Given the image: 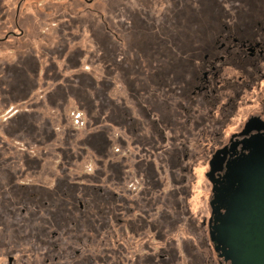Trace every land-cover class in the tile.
<instances>
[{"label":"rangeland","instance_id":"374dc122","mask_svg":"<svg viewBox=\"0 0 264 264\" xmlns=\"http://www.w3.org/2000/svg\"><path fill=\"white\" fill-rule=\"evenodd\" d=\"M18 1L0 0V37L13 29ZM260 10L264 0H26L18 21L24 37L0 44V251L3 242L15 250L35 249L33 234L13 229L45 217L49 209L41 208L43 202L58 203L72 192L76 205L92 203L86 191L95 197L93 188L105 187L112 196L135 176L145 188L136 201L153 203L156 212L167 193L171 203L183 201V194L173 192L176 180L186 187L188 211L208 217L207 161L190 159L194 175L183 173L188 184L180 185L181 172L170 179L160 161L164 137L178 138L180 131L169 134L151 110L155 101L177 92L174 84L169 93L158 88V77H184L191 63L198 64L205 26H244ZM259 97L255 90L241 99L226 132L258 112ZM190 141V153L199 152ZM117 147L131 156L116 154ZM118 165L123 183L113 172L103 174ZM131 242L122 241L128 250ZM192 245L187 240L185 258L181 251L171 253L170 263L191 264ZM126 254L128 259L134 253Z\"/></svg>","mask_w":264,"mask_h":264},{"label":"flooded vegetation","instance_id":"af4514ba","mask_svg":"<svg viewBox=\"0 0 264 264\" xmlns=\"http://www.w3.org/2000/svg\"><path fill=\"white\" fill-rule=\"evenodd\" d=\"M25 1H18L13 29L3 32L0 44L24 37L25 32L18 21ZM0 12L2 16L4 12ZM253 17L244 26H205L199 32L205 31L206 40L203 46L198 45V64L191 63L184 77L164 73V77H158L160 82L156 85L165 88L166 93L172 84L177 88L172 95L155 101L151 110L169 134L175 128L180 131L178 148L174 146L178 138L164 137L163 144L167 147H164L160 161L166 163L170 179L173 172H181L179 185L188 184V177L183 173L189 171L194 175L188 164L190 159L207 161L205 177L211 185L208 217L198 219V214L188 211L186 187L180 188L176 180H173V192L183 194V201L171 203L167 193L166 201L158 204V212L153 203L136 201L145 188L143 180L135 176L127 181L129 185H119L112 196L105 187L93 188L95 197L86 191V197L92 199V203L77 201L76 205L77 199L72 192L64 194L58 203L43 202L41 208L49 209L45 217L32 218L30 221L34 225H19L20 228L13 229L15 232L27 229L25 232L33 234L37 241L35 249L15 250L10 243L3 242L6 248L0 251V264H171V253L182 252L186 257L187 240L194 242L189 258L191 264H231L215 251L219 227L229 214L247 169L264 155V11L258 12V19ZM251 21L252 27L248 25ZM4 65L10 70V63ZM22 66L26 67L25 63ZM255 90L260 96L258 112L248 115L234 130L226 132L241 99ZM132 132L137 134L136 129ZM191 137L199 149L194 154L188 149ZM115 152L131 156L130 151L122 152L118 147ZM177 165L181 169H170ZM111 172L115 181L123 183L120 165L103 174ZM86 188L88 190L90 186ZM109 195L112 202L107 201ZM75 206L80 217L77 223ZM20 213L27 214L25 209ZM83 220L86 221L84 228L80 223ZM130 238L133 246L128 250L122 241ZM177 241L181 242V249L177 247ZM126 253L134 254L126 259Z\"/></svg>","mask_w":264,"mask_h":264},{"label":"water","instance_id":"95a60500","mask_svg":"<svg viewBox=\"0 0 264 264\" xmlns=\"http://www.w3.org/2000/svg\"><path fill=\"white\" fill-rule=\"evenodd\" d=\"M215 251L231 264H264V155L247 169Z\"/></svg>","mask_w":264,"mask_h":264}]
</instances>
